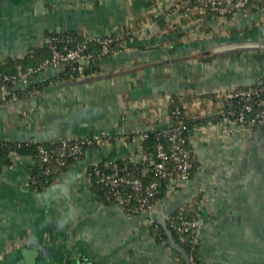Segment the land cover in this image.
I'll return each instance as SVG.
<instances>
[{
  "label": "crops",
  "instance_id": "crops-1",
  "mask_svg": "<svg viewBox=\"0 0 264 264\" xmlns=\"http://www.w3.org/2000/svg\"><path fill=\"white\" fill-rule=\"evenodd\" d=\"M178 1H0V61L20 59L57 33L92 39L138 31L121 52L99 61V74L65 81L58 79L60 70L49 69L28 85L11 86L18 92L58 79L0 107L1 141L100 135L112 142L88 150L41 192L30 186L31 157L1 170L0 264H179L152 226L164 228L161 222L199 193L201 261L264 264L263 128H242L233 120L194 128L193 180L175 197L156 202L150 215L128 216L99 202L85 181L87 169L102 160L136 156L139 142L131 138L165 128L172 96L225 95L264 83V21L257 11L223 23L215 14L187 22L173 13ZM204 56L210 59L204 62Z\"/></svg>",
  "mask_w": 264,
  "mask_h": 264
},
{
  "label": "built area",
  "instance_id": "built-area-1",
  "mask_svg": "<svg viewBox=\"0 0 264 264\" xmlns=\"http://www.w3.org/2000/svg\"><path fill=\"white\" fill-rule=\"evenodd\" d=\"M178 5L173 7V13L179 15L183 14V17L192 21L191 14L200 9H207L209 12L215 14L218 20L223 23L227 18L233 14H246L248 8L255 0H181ZM264 3V0H263ZM195 5V6H193ZM259 20L264 21V5L258 11ZM193 30V29H192ZM134 34H138L135 31ZM192 38L197 39L199 36L196 32L191 35ZM111 36L101 38H90L84 43L76 44L74 47H68L65 45L62 49H59L57 44L49 42V48L51 49V56L46 58L37 67H32L27 70L18 69V73L15 76L0 77V106H9L12 103H17L19 98L13 92V88L7 89L3 84L11 82L12 86L16 84L28 85L30 84L36 75L49 69L60 70L63 68L67 70L72 65H78L76 71L79 73V77L75 78L73 75L65 81H77L79 79L90 77L84 72L83 66L92 60V55L88 53V42L97 41L103 46L102 56L106 57L109 54L112 56L116 53L110 48L112 39ZM201 39V38H200ZM70 43V42H69ZM239 89V88H237ZM236 89V90H237ZM223 95L226 99H239L241 105L234 110L228 111L223 114L221 119L224 122L227 120H233L242 128L260 127L264 129V88H253L248 90H239L230 92ZM255 117L250 122L246 121V114L254 113ZM206 125H211L207 123ZM197 128V127H196ZM184 127L181 123L175 124L169 121L166 123V127L159 130V136L166 139V143L159 142L156 148V159L151 161L147 168L142 169L140 172L142 175H146L148 169L151 167L162 179H168V190L165 195L175 197L179 192L185 190L189 184V172L192 168L190 162L191 152L184 148L189 138H186L183 134ZM148 132L131 138V142H139L138 151L130 158L132 163L143 161L144 151L142 143L147 138ZM111 137L106 136H93L85 137L80 140H74L73 145H68L64 140L63 145L60 148V157L54 158L55 151H47L44 147L39 146V158L42 163L46 164V170L43 175H49L52 173V166L55 165L57 177L62 175V168L64 162L62 157H76L83 154L86 148L97 146L101 148L103 145L109 143ZM172 162L174 168L169 169L168 163ZM90 169L88 168L85 174V181L89 185L91 183ZM1 172V171H0ZM123 173V174H122ZM94 175L98 178V181L107 190V195L110 199H113L115 206H117L123 213L128 216H135L139 214L150 215L155 208V199L159 195V182H152L145 185L139 177L121 168L117 161L107 160L104 164V171L96 169ZM63 176V175H62ZM164 197V198H165ZM162 198V197H161ZM162 198V200L164 199ZM199 210L201 216L203 215L202 201L200 202ZM200 219H188L183 215H169L166 218V224L170 230H175L181 236H190L193 245L196 246L200 243L198 234ZM164 242L167 246L166 241ZM170 244V243H169ZM172 251V247H169ZM190 258V257H189ZM191 261V259H190ZM192 262V261H191Z\"/></svg>",
  "mask_w": 264,
  "mask_h": 264
},
{
  "label": "trees",
  "instance_id": "trees-1",
  "mask_svg": "<svg viewBox=\"0 0 264 264\" xmlns=\"http://www.w3.org/2000/svg\"><path fill=\"white\" fill-rule=\"evenodd\" d=\"M1 1V0H0ZM182 1L179 0L177 5ZM264 3L263 0H255L252 2L248 8V12H256L261 7H263ZM195 6V5H193ZM205 15H214L213 13L209 12L207 9H200L198 8L191 14V18H200ZM182 19L185 21L190 22L183 17V14L180 13ZM136 29L128 28L123 31L121 35H110L112 39V43L110 48L114 50L115 53L121 52L123 49V43L128 38H134L136 34H134ZM89 38L82 32H68V33H57L50 35L47 41V45L41 48H35L28 52L24 57L14 60L12 58H4L0 61V77L4 76H15L18 73V69L21 68L22 70H27L32 67H37L41 62H43L46 58L51 56V49L49 48V42H54L57 44L59 49H62L65 45L68 47H74L76 44H81L87 41ZM70 42V43H69ZM103 46L97 41H90L88 42V53L92 55V60L83 66L84 72L87 75H94L99 74V61L102 58L112 56L109 54L106 57L102 56ZM202 61L206 62L210 58L208 56H204L200 58ZM78 65H72L70 68L65 70L58 79L60 80H68L71 75L75 78L79 77V73L76 71ZM57 79V80H58ZM51 80L50 82L43 84L42 86L37 85H29L26 87L24 91H13L17 97L20 98H28L32 97L35 93L40 92L47 87L51 82L57 81ZM7 89H10L12 84L11 82H6L3 84ZM50 86V85H49ZM1 87V85H0ZM264 88V83H257L256 85L252 86H245L241 87L235 92L239 90H248L253 88ZM223 95L218 94H210L208 96H200V97H193V96H172L169 105H168V118L171 123H181L184 127L183 134L186 138H189L193 129L197 126L205 125L207 123H216L219 120L223 119L225 113H228L230 110H234L241 105L239 99H226ZM199 101L198 105H194L193 103ZM220 104V105H219ZM256 112L246 114V121L250 122L254 119ZM79 139H60V140H53L49 143H40L36 141H26V142H15V141H5L0 140V171L6 169L8 167L14 166L16 163L20 162L22 159L26 157H31L33 159V164H31V180L30 186L33 188L35 192H41L45 189L49 188L53 185L56 181H59L68 169L75 164L77 161L81 160L86 152L90 149H94L97 146H92L90 148H86L80 156L76 157H62V161L64 162V167L62 168V175L57 177V174H54L56 171L55 165L52 167V173L49 175H43V172L46 170L47 165L42 163L39 158V151L38 147H44L47 151H55L54 158L60 157V148L64 143V140L67 144L73 145L74 140ZM112 142V138L109 139ZM159 142L166 143V139L159 136V130L155 129L148 132L147 138L142 143L143 151H144V160L139 161L137 163H132L131 160H117L119 166L123 169L126 168L128 172L134 175L135 177H139L142 182L147 185L152 182H159V195L155 199V203L161 201L162 198L165 197L167 190H168V179L160 178L157 173L153 170V168H149L146 175H142V169L147 168L151 161L156 159V148ZM184 148L191 152L190 149V140L188 139L187 143H185ZM107 160H102L101 162L92 165L89 167V175L91 179V183L89 184V188L94 193L96 199L99 202H102L107 205H115L113 199H110L107 195V190L102 186V184L98 181V178L94 175L96 169L104 171V164ZM190 162L192 164V168L189 172V183L193 180L194 175L197 171V164L193 158V154L191 152ZM169 169H173V163H168ZM123 174V173H122ZM202 193H199L197 196L194 197L190 204H185L178 208L174 213L170 215H183L188 219H200L201 212L199 210V205L201 200L203 199ZM162 197V198H161ZM167 229L170 230L167 226ZM152 232L155 236L159 239V241H166L168 246H170L168 237L166 234V229L162 228L161 225L158 223L153 224ZM173 234V237L178 245L183 247L187 254L191 259V264H204L199 256L200 250V243L196 246L193 245L192 239L190 236H181L175 230H170ZM173 253L178 258L179 264H186L183 260L182 256L172 250Z\"/></svg>",
  "mask_w": 264,
  "mask_h": 264
},
{
  "label": "water",
  "instance_id": "water-1",
  "mask_svg": "<svg viewBox=\"0 0 264 264\" xmlns=\"http://www.w3.org/2000/svg\"><path fill=\"white\" fill-rule=\"evenodd\" d=\"M246 46L248 47L249 45H246ZM246 46H241V47H246ZM238 47H240V46H238ZM222 50H223V48L220 51H222ZM64 71L65 70L63 68H61L59 72H62L63 73ZM161 223H162L163 227L166 229V234H167V237H168V241H169L170 246L172 247V249L175 250L176 252H178L182 256V258H183V260L185 261L186 264H191L189 255L187 254L186 250L183 247H181L180 245H178L176 243V241H175V239L173 237L172 232L167 229V224H166L165 220H164V222H161Z\"/></svg>",
  "mask_w": 264,
  "mask_h": 264
}]
</instances>
